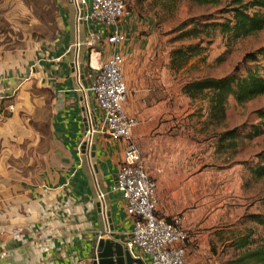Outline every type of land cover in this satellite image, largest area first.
I'll use <instances>...</instances> for the list:
<instances>
[{
    "label": "rangeland",
    "instance_id": "obj_1",
    "mask_svg": "<svg viewBox=\"0 0 264 264\" xmlns=\"http://www.w3.org/2000/svg\"><path fill=\"white\" fill-rule=\"evenodd\" d=\"M53 1L0 0V63H6L2 77L9 71L16 81L31 78L37 68V49L52 43L54 34L61 31L60 10ZM125 3L127 12L134 10L155 26L151 40L144 45L148 48L146 55L139 63V59L129 60V76L138 77L141 67L146 66L145 76L149 74L160 81L159 95L164 101L157 113L160 120L150 123L152 131L145 141L150 160L143 153V145H138L143 150L144 165L175 203L173 216L180 217L188 231V250L193 251L187 262L231 264L244 252L232 246L238 238L245 236L248 229L254 230L256 239L263 234L261 227L249 223L248 217L264 215V178L254 179L248 164L254 165L256 155L264 150V134L241 140L234 151H217L215 136L236 128H244L245 133L256 124L254 112L264 108V95L242 105L230 99L223 125L215 127L204 124L206 104L200 98L185 96L182 87L192 79L230 74L245 54L264 47V29L238 40L215 32L204 39L200 55L175 70L170 65V51L197 41L171 42L173 28L189 18L215 14L220 7L183 1L176 9L167 10L157 0H146L141 6L136 0ZM77 25L72 24L71 32L78 42L81 31ZM29 104L31 97L25 102L13 89L0 94V192L21 183L29 186L52 155L48 143L36 146V139H32L37 125L31 119L33 110ZM84 119L87 126L86 114ZM241 264L261 263L248 260Z\"/></svg>",
    "mask_w": 264,
    "mask_h": 264
},
{
    "label": "crops",
    "instance_id": "obj_2",
    "mask_svg": "<svg viewBox=\"0 0 264 264\" xmlns=\"http://www.w3.org/2000/svg\"><path fill=\"white\" fill-rule=\"evenodd\" d=\"M53 4L60 10L61 31L54 34L52 43L37 49V68L31 78L22 82L7 70L3 77L0 74V94L13 89L25 102L31 97L36 146L48 143L53 149L43 171L29 181V186L21 183L0 192V249L5 251L0 264L92 263L98 233L108 229L114 237L124 238L132 227L121 196L113 189L124 145L95 129L87 133L84 106L85 102L90 106L89 98L87 92L78 91L81 82L77 80V67H83V79L89 83L109 55L105 39L113 28L84 20L77 25L81 31L77 42L71 32L72 24L76 27L77 23L71 1L54 0ZM117 28L126 38L120 48L127 87L125 111L137 119L133 139L144 147L152 131L150 123L161 117L157 116L164 103L159 95L161 84L153 76H145L146 66L141 67L138 77L130 78L128 62L139 59V63L146 55L148 48L144 45L151 40L155 26L152 20L131 10L118 21ZM5 66L2 61L0 73ZM91 104L96 125L99 112L92 99ZM143 153L150 160L145 147ZM99 193L103 195L101 202ZM156 200L157 215L174 217L175 203L161 183ZM49 209L57 216L49 218ZM14 229L20 230L19 237L12 234ZM188 247L187 260L193 251ZM190 260L194 263L193 258Z\"/></svg>",
    "mask_w": 264,
    "mask_h": 264
},
{
    "label": "built area",
    "instance_id": "obj_3",
    "mask_svg": "<svg viewBox=\"0 0 264 264\" xmlns=\"http://www.w3.org/2000/svg\"><path fill=\"white\" fill-rule=\"evenodd\" d=\"M70 1L76 11L77 23L86 20L113 28L105 39L109 47L107 59L91 77L86 89L79 84L78 91L89 92L99 112V122L95 125V114L85 102L87 133H92L95 129L124 145L123 160L116 173L113 189L120 194L125 214L131 220L132 227L124 238L114 237L108 229L98 233L96 252L100 240H111L121 243L133 259H139L144 264H189L186 259L190 242L188 231L183 227L180 217L166 219L157 215V183L144 165L142 151L133 139L138 121L125 111L127 87L123 73L124 58L120 48L126 38L117 28L118 21L127 16L125 0ZM79 77L77 67V80ZM97 199L103 201V195L99 193ZM47 215L49 218L57 216L50 209L47 210ZM19 233L18 229L12 230L14 236L19 237ZM4 256L5 251L0 249V258ZM72 264L80 263L77 261Z\"/></svg>",
    "mask_w": 264,
    "mask_h": 264
},
{
    "label": "trees",
    "instance_id": "obj_4",
    "mask_svg": "<svg viewBox=\"0 0 264 264\" xmlns=\"http://www.w3.org/2000/svg\"><path fill=\"white\" fill-rule=\"evenodd\" d=\"M144 1L136 0V4L141 6ZM157 1L167 10L176 9L183 1L197 6L220 7L215 14L189 18L173 28L175 36L171 42L197 41L179 45L170 51V65L175 70L182 69L192 57L200 55L204 51V39L210 38L215 32L231 40H238L264 29V0H225L224 3L221 0ZM182 92L188 98H200L206 104V126L220 127L225 121L230 99L242 105L264 95V47L245 54L230 74L221 78L192 79L183 85ZM254 114L258 122L249 126L245 133L244 128H236L216 134L217 151H234L241 140L263 135L264 108ZM256 159V163L248 164V168L251 176L260 180L264 178V150L256 155ZM248 218L249 223L262 228L263 234L256 239L254 230L248 229L245 236L238 238L232 246L236 250L244 249V252L240 258L230 261L231 264H241L248 260L264 264V215L252 214Z\"/></svg>",
    "mask_w": 264,
    "mask_h": 264
},
{
    "label": "water",
    "instance_id": "obj_5",
    "mask_svg": "<svg viewBox=\"0 0 264 264\" xmlns=\"http://www.w3.org/2000/svg\"><path fill=\"white\" fill-rule=\"evenodd\" d=\"M79 81L84 89L87 87L86 81L83 79V67L79 66ZM89 98L90 108L91 104V94L87 92ZM94 152V147L92 149ZM93 155V154H92ZM91 264H144L139 259H133L130 254L124 250L123 246L119 242H114L111 240H100L97 244V252L94 260Z\"/></svg>",
    "mask_w": 264,
    "mask_h": 264
}]
</instances>
